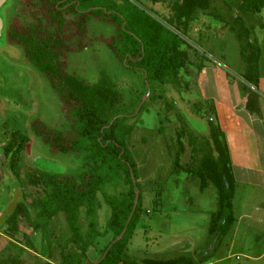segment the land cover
Masks as SVG:
<instances>
[{
    "label": "rangeland",
    "instance_id": "374dc122",
    "mask_svg": "<svg viewBox=\"0 0 264 264\" xmlns=\"http://www.w3.org/2000/svg\"><path fill=\"white\" fill-rule=\"evenodd\" d=\"M106 1H113L117 5L123 3L122 0ZM128 1L141 8L137 0ZM171 2H145V10L149 14L151 10L160 17L168 16ZM53 7L46 0H10L2 12L6 18L5 33L7 29L25 33L31 25L40 30V37L56 31L55 23L49 17ZM62 12L65 24L59 31V38L63 43L60 60L64 71L88 83L96 82L102 73H106L122 95L121 113L132 114L125 125L132 126L133 130L125 140L137 164V183L142 194L139 222L133 235L135 241L129 249L135 253L132 261L139 262L143 254V257H147L150 253L163 250L176 255L175 258L184 256L198 264H264V255L259 256L262 250L253 248L252 241L236 239L230 248L228 237L225 239L218 231L209 233L210 216L218 207L216 190L209 182L201 189L197 177L179 168L191 163V158L195 166L202 157L200 149L196 155L192 150L203 146V137L208 138V126L201 114L209 108L206 100L214 103L208 94L220 89L217 82L223 84L224 90L234 86L244 88L246 92H255L241 77L244 65L233 34L214 16L225 20L242 16L252 32V38H256L264 50V10L242 15L221 0H210L206 11H196L189 22L186 36H181L186 42L188 54L186 70L181 72L187 87L183 83L178 89L167 85L163 92L153 86L150 91L145 74L126 64L111 49L110 43L118 35L117 26L90 17L79 34L75 16L67 13L66 9ZM151 15L155 17L153 13ZM158 16L155 18L162 21ZM116 45L119 47L120 44ZM202 61L203 65L211 62L214 66L200 68ZM199 102L204 104L200 112L197 107ZM140 107L142 110L139 112ZM0 110L5 111L6 126L2 130L5 132L11 128L28 138L16 163L27 203L43 196L42 187L31 185L26 179V174L40 166L42 161L54 164L68 177L75 178L83 172V155L62 154L43 142L33 131L36 121L63 133L69 140L77 138L75 118L70 109L50 86L46 76L29 63L21 46L5 44L0 48ZM179 140L184 148L180 155ZM177 155L179 166L175 163ZM8 180L6 177L0 180V188L3 189ZM19 186L15 181L8 187L11 190L19 189ZM106 190L112 193L111 188ZM240 198L241 195L232 201L234 220L238 215ZM99 202L102 206L96 212L95 219L97 227L103 228L110 211L101 197ZM60 216L38 230L20 218L19 230L28 236L32 249H28L24 243L20 247L8 241L1 248L13 250L21 257L22 264H38L40 259L33 253L44 254L54 243L56 248L58 241L62 242L71 235L63 216ZM87 225L88 220L82 210L83 232L87 231ZM229 236L231 238V234ZM110 239L111 235L99 238L97 245L88 251L87 259L96 262L99 251ZM247 249L255 253L251 256L253 258L246 256Z\"/></svg>",
    "mask_w": 264,
    "mask_h": 264
},
{
    "label": "trees",
    "instance_id": "16d2710c",
    "mask_svg": "<svg viewBox=\"0 0 264 264\" xmlns=\"http://www.w3.org/2000/svg\"><path fill=\"white\" fill-rule=\"evenodd\" d=\"M159 1L165 0H137L139 8L128 0H122L120 5L106 0H46L54 5L49 11V17L55 23L56 31H50L43 37L39 36L40 30L32 25L27 27L28 31L25 33L8 29L6 31V43L24 48L29 63L46 76L50 86L70 109L75 118L77 138L69 140L63 133L36 121L33 131L43 142L62 154L83 155L85 169L75 178L65 176L57 166L53 170L54 164L48 165V169L37 167L29 171L26 174L27 182L41 186L43 196L27 203L16 163L28 138L20 131L12 132L4 147L6 161L0 180L8 170L21 186L20 192L12 198V203L3 216L2 233L32 249L28 236L19 230V219L24 218L34 230H38L44 225L48 226L47 223L59 215L63 216L71 235L62 242H57L59 264H196L184 256L169 260L145 258L140 263L129 260L127 245L138 226L142 201L141 189L137 183V164L125 140L133 130L132 126L125 125L132 114L121 113L122 95L106 73H102L96 82L88 83L64 71L60 60L63 43L59 38V31L65 24L62 10L66 9L67 13L75 16L79 34L90 17H97L117 26L118 35L112 39L111 49L126 64L145 74L150 91L152 86L162 92L167 85L178 89L181 83L186 88L187 83L182 79L181 72L186 70L188 54L185 50L186 42L181 36H186L195 12L206 11L210 0H172L168 16L160 17L149 10L162 21L145 10V2ZM221 1L242 15L264 10V0ZM214 17L229 29L237 42L239 57L244 65L241 77L254 89H258L261 57L258 41L252 38V32L245 25L242 16H235L230 20L216 15ZM117 43L120 44L119 47ZM203 61L199 64L200 68L205 67ZM258 101L259 97L254 91L248 92L246 110L260 114ZM205 102L209 105L208 112L203 110L201 117L206 120L208 138L203 137V146L192 150L196 155L200 149L202 157L195 166L192 165V158L187 166H179V155L184 150L179 140V155L176 156L175 163L186 173L197 177L201 189L208 185L207 182L214 187L218 207L210 216L209 233L218 231L219 235L225 236L234 223L231 209L236 187L227 144L214 105L209 100ZM197 107L200 112L204 104L199 102ZM141 110L142 107L139 112ZM189 140L192 144L193 139L190 137ZM108 187L112 189V193L106 190ZM136 191L139 193L138 202L133 210ZM100 197L110 211L103 228L97 227L95 219L96 212L102 206ZM82 210L88 220L86 232H83L81 226ZM122 233L121 239L116 241ZM107 235H111L110 241L99 251L97 261L90 262L87 259L88 251L97 245L99 238ZM0 264H22V260L8 249L0 259ZM38 264L52 263L39 261Z\"/></svg>",
    "mask_w": 264,
    "mask_h": 264
},
{
    "label": "crops",
    "instance_id": "0c3cea01",
    "mask_svg": "<svg viewBox=\"0 0 264 264\" xmlns=\"http://www.w3.org/2000/svg\"><path fill=\"white\" fill-rule=\"evenodd\" d=\"M260 46V45H259ZM261 57L259 61V81L258 89H255V93L259 97L258 106L260 114L250 113L246 110L245 102L248 96V92L244 88L225 86L232 89H222V85L217 82L216 91L212 94H208L210 99L214 100V108L216 117L221 131L224 134L225 141L228 148V153L231 162L232 174L235 181V196L241 198L238 203V215L234 220V223L228 232L231 234V238L228 233L224 236L228 237L230 241V248H232L235 240L238 241H252L253 248L260 249L261 254L264 255V50L261 48ZM263 69V71H262ZM216 81H218L215 78ZM216 86V87H217ZM215 87V88H216ZM205 90V88H204ZM205 95L207 96L206 92ZM204 95V96H205ZM207 96V97H208ZM205 97V98H207ZM5 123V111L0 110V130L4 129ZM14 129V128H13ZM15 130H2L0 132V176L4 172V163L6 157L4 154V147L8 144L10 134ZM6 178L9 180L4 185L3 189L0 188V259L5 256L6 250L9 248H1L5 241L12 243L13 245L20 246L15 240L4 235L3 229V216L7 212L9 206L12 203V198L15 193H19L20 189L9 190L10 184H14L16 181L10 171H5ZM3 177V178H4ZM14 199V198H13ZM62 217V216H60ZM135 239L130 240L127 245V256L130 261L134 257L135 253L130 251V247ZM55 244V243H54ZM53 244L52 250L46 251V253H33L40 262H50L52 264H59V251ZM21 247V246H20ZM249 247V246H248ZM230 250V249H229ZM14 252L13 250H11ZM4 255V256H3ZM255 253L247 249L246 256L253 258ZM141 257V261L145 258L156 260H169L175 259L176 255H171V252H164L159 250L147 257ZM256 259V258H255ZM139 261V262H141ZM137 262L138 261H132ZM198 264V263H196Z\"/></svg>",
    "mask_w": 264,
    "mask_h": 264
},
{
    "label": "water",
    "instance_id": "95a60500",
    "mask_svg": "<svg viewBox=\"0 0 264 264\" xmlns=\"http://www.w3.org/2000/svg\"><path fill=\"white\" fill-rule=\"evenodd\" d=\"M9 1L10 0H0V40L2 39V42L6 38L5 22H4V17H3L2 11L8 5ZM204 66H210L211 67V66H214V65L211 62H205ZM138 194H139L138 191H136V197H135V201H134V208H133V210L136 208V205H137V202H138ZM123 233L116 239V241H119L121 239Z\"/></svg>",
    "mask_w": 264,
    "mask_h": 264
},
{
    "label": "flooded vegetation",
    "instance_id": "af4514ba",
    "mask_svg": "<svg viewBox=\"0 0 264 264\" xmlns=\"http://www.w3.org/2000/svg\"><path fill=\"white\" fill-rule=\"evenodd\" d=\"M3 12V11H2ZM4 17V16H3ZM4 22H5V27H6V18L4 17ZM5 42V43H4ZM4 43V44H3ZM7 44L6 43V38L3 40L2 42V39L0 40V48L4 47V45ZM40 166H37L38 168H45V169H48V165L50 166H53L52 164H49L45 161H42L41 163H39ZM47 166V167H46ZM50 168V167H49ZM53 170H56V166H53L52 168Z\"/></svg>",
    "mask_w": 264,
    "mask_h": 264
}]
</instances>
